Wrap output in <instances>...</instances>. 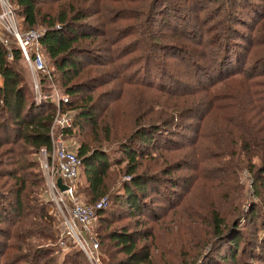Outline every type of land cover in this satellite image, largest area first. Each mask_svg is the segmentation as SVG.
<instances>
[{
  "label": "trees",
  "instance_id": "1",
  "mask_svg": "<svg viewBox=\"0 0 264 264\" xmlns=\"http://www.w3.org/2000/svg\"><path fill=\"white\" fill-rule=\"evenodd\" d=\"M254 1L8 0L21 32H43L40 44L49 76H40L43 99L36 104L16 40L8 36L9 51L0 42V264L86 260L75 248L58 261L63 240L57 244L54 216L42 200L44 178L34 160L41 149L51 148L56 112L51 81L68 97L63 113L74 114L72 126L59 132L67 139L78 129L84 138L76 155L87 203L120 184V192L110 195L111 203L97 213V236L108 264H152L149 248L141 245L150 235L146 221L171 215L185 203V194L192 195L189 185L194 181L158 169L164 155L183 145L169 139L178 129L192 135L185 142L193 151L199 140L204 143L210 137L206 159L212 165L202 170L198 163L186 164L188 171L199 174V181L221 188L246 169L257 200L244 213L243 200L225 192L221 201L235 199L232 224L228 227L213 206L207 220L215 241L210 245L208 238L197 237L193 242L198 258L182 264H196L201 257L198 264L238 262L239 229L256 228L264 217V7ZM93 66L110 70L91 77ZM142 87L174 103L156 102L161 108L153 116L146 105L148 93L138 92ZM123 97L134 102L132 112L114 122L109 113L119 110ZM211 120L217 122L207 135ZM103 140L111 147L103 146ZM172 169L178 173L183 167L176 163ZM154 196L163 202L158 208L150 204ZM125 219L128 222L112 228ZM248 243L242 255L251 254L263 264L259 250L264 252V238Z\"/></svg>",
  "mask_w": 264,
  "mask_h": 264
},
{
  "label": "rangeland",
  "instance_id": "2",
  "mask_svg": "<svg viewBox=\"0 0 264 264\" xmlns=\"http://www.w3.org/2000/svg\"><path fill=\"white\" fill-rule=\"evenodd\" d=\"M254 4L256 5V7H259V6L264 7V0H256L254 1ZM248 24H252L250 20L248 21ZM26 32L28 31H25L22 33H26ZM96 67L93 66L92 67L93 69L89 71V72H92L91 77H94L100 73L110 70L109 67H103V68H96ZM90 75L91 73L88 74V76ZM28 76H29V79H31L29 70H28ZM155 80L157 82L161 81V79H157V78ZM1 82L2 81L0 79V84ZM163 83L166 87L175 89L173 86H171V83L169 81H163ZM51 87L54 88V90H56L60 96H62L59 88L52 81H51ZM146 90L143 87L138 88L139 93L141 94H143L144 92L148 93L146 97L148 98L149 102H147L146 105L148 108H152L154 110L153 116H156L157 112H159L158 109L161 108V105L156 104V102L158 101L161 103L167 102L170 104L174 103L173 101L162 96L161 93L155 90H150V91H146ZM134 94L136 96L133 98L136 99L138 97L137 95L138 93H134ZM124 98L125 97H123L122 99L121 107L119 108V110L118 111L112 110V112L109 113V116L113 118L114 122H116L117 116H118V120L119 118L124 119L126 117V114H129L128 111L132 112L134 102L131 101V103H127L128 101L127 102L124 101ZM122 104H125V105L123 106ZM127 104L129 106H127ZM56 114L57 113L55 112V116ZM59 115L67 116V119L69 120L70 125L72 126V123H73L72 118L74 116L73 113L69 112L67 114H64L62 107H61ZM215 115L217 114L215 113ZM216 122L217 121L215 120L210 121V124L207 126V129H206L207 135L210 134V132L212 133L214 132L213 131L214 124ZM119 123L121 125V122ZM193 127L196 128L195 125ZM55 130H56V133H60L59 131L61 129L59 126H56ZM84 130H85L84 133H86L88 129L84 128ZM174 131H176L175 136L169 137V139L172 141L175 140L178 144L179 142L183 143V145H180V146L177 145V147L180 150H172L167 155H164L165 158H163V160L165 159V161L162 162V165L158 169L159 171H164L166 173L170 172V175L172 174L171 177L174 176L172 178L182 177L179 180L185 181L186 179L188 181L190 180L192 182L194 181L193 186L189 185L193 189L191 191L192 195L190 194L184 195L185 198H183L182 203L185 199L187 200L182 205V207L178 206L177 208H175V211H172L171 215L170 214L168 216L166 215V217H163L161 219H156V220L149 219L148 221H146L148 223V230H149L150 235L149 237H147L145 240L141 242V245L147 246L149 248L151 252V257H152V264H182L184 260L189 263L195 262V260L198 258L196 256L199 253L195 251V248H194L195 245H194L193 240L196 241L197 237L200 241L208 238L210 245L213 244V242L215 241V239L211 236V234L208 233L211 231L210 229H208L210 225H208V220H207L209 212L214 208L213 206L217 207L219 209L220 214L226 217L225 219L227 220L228 227H230V225L232 224L234 217L233 215H231L232 213L231 208L233 209L231 204L235 199L231 200L229 196L227 195L228 197H225L227 198V201L226 202L224 200L221 201L220 200L221 196L223 197L225 192L230 191L231 195L234 198H241V200H243L240 208H242V212L244 213H247L250 206L253 203L257 202L256 198H254V196L252 195L251 177L249 176V173L246 171V169H242L239 172L237 181H234L235 177H232L231 179H227L225 180L227 185H224L221 188L214 187L217 183L213 185H206V182L199 181L198 179L199 174L197 175L196 173H193L192 171H188L186 169L187 168L186 164L190 163L191 166H194L198 163L199 167H203L202 170L204 168H207L208 164L212 165V161L207 162L208 160L206 159L207 157L206 148L210 147V142H209L210 137L207 139V142L204 141V143H201V141L199 140L198 141L199 145H197L198 147H197V150H195L196 151L195 152L192 150L191 148L192 146L186 149L187 146L190 144H187L185 141H188L192 137V135L190 133L185 135L187 132L183 131L182 129H178ZM74 132H76V136H74L73 138L69 137L66 139L63 136L62 138H63V144L68 148V150L76 154V151L78 149V146L82 138L80 137L78 129H75ZM179 134L181 135L180 137H179ZM193 136L196 137L195 134H193ZM82 140H84V138ZM101 144L103 146L111 147V144H104V140L101 141ZM182 147H185V149H183ZM203 159H204V162L202 163L201 161ZM34 160L36 161V155L34 157ZM37 163L39 164V162ZM176 163L180 164L183 167L182 172L176 173L173 170L174 168L172 169V167ZM216 165L217 164H215L214 166ZM39 169L42 173V176L44 178V184H45L44 185L45 188H44L43 195H42V200L43 202L48 204L49 212L50 214L54 216V220H55L54 221V232L56 234L55 236L59 238V240L57 241V244L60 243L59 242L60 240L61 241L63 240V242L60 244L61 252L58 254V261L62 262L67 254L69 255V253L75 252L76 251L75 248H78L80 250V247L78 246L74 238H72L73 236L68 235L70 234V232L67 230V228L63 224L64 219H63L62 214H64V209H62L63 213H61L60 209L57 206H55V203L51 200L53 197H51V192L49 188L47 187V180H46L45 174L42 171V167L40 164H39ZM82 173L83 172L80 173V178H79V181L75 189L76 197H77V200H79L80 204L91 206L98 200L102 199L103 197L94 201L93 204L87 203L85 196L80 191L81 190L80 188L82 187L83 182H84ZM123 180L127 181L128 178L124 177ZM119 186L120 184L114 185L111 188L110 192L107 194V196H104L108 199L110 203H111L110 195L111 196L115 195L117 191L120 192L121 189L119 188ZM164 192L168 193V190ZM162 203L163 202L160 199L159 200L156 199L155 196L153 200L150 202V204H153V206H157L156 208H158V206H160ZM227 205H229V207H227ZM145 215L147 218H150L148 217V212H145ZM124 222H128V220L125 219L124 221H121L120 223L113 225L112 228L120 226ZM98 226H99V221H97V214H96V221L94 222V225L90 228V232H89V235L93 238L97 246V249L92 254H93L94 259L98 260V264H108L109 258L107 257V255H105L103 248H101L100 239L97 236V229L99 228ZM239 235L242 237V240L239 245V256H238V262H236V264H239V263L256 264L258 261H256V259L252 260V257H250L251 254H246L244 256L242 254L243 252H245L244 249H248L247 246L249 245V243L247 244V241L248 242L254 241V240L259 241L264 238V217L261 218L256 228L253 226L241 227L239 229ZM209 248L210 247H206L204 249V253H203L204 256L209 252ZM226 251L227 249L221 253H226ZM259 251L260 253L262 252V254L264 253L262 249H260ZM202 260H203L202 257L199 258L196 261V264L200 263V261ZM81 261L83 260L81 259ZM81 264H83V262ZM84 264H91V263L90 261L86 259ZM92 264H96V263L92 262ZM257 264H262V262L257 263Z\"/></svg>",
  "mask_w": 264,
  "mask_h": 264
},
{
  "label": "built area",
  "instance_id": "3",
  "mask_svg": "<svg viewBox=\"0 0 264 264\" xmlns=\"http://www.w3.org/2000/svg\"><path fill=\"white\" fill-rule=\"evenodd\" d=\"M19 23L8 0H0V42L9 51L8 36L16 40L30 71L34 101L36 104H40L43 99L40 76L45 74L49 76L40 44L43 32L30 30L22 33ZM56 28L59 29V25H56ZM52 92L57 114L50 128L51 148L49 150L41 149L36 154V161L39 162L45 174L47 187L53 197L51 200L61 213L64 209L63 224L70 232L68 235L73 236L72 238L91 264L92 262L98 264V260H95L92 254L97 246L89 232L96 221V214L106 209L109 201L103 197L93 205L87 206L80 204L77 200L75 189L80 176L81 160L74 152L68 150L63 144L62 134L56 133L55 130L56 126H59L61 130L71 126L67 116L59 115L61 107L68 103V98L60 96L54 88H52ZM57 180H61V184L66 190L59 189Z\"/></svg>",
  "mask_w": 264,
  "mask_h": 264
},
{
  "label": "water",
  "instance_id": "4",
  "mask_svg": "<svg viewBox=\"0 0 264 264\" xmlns=\"http://www.w3.org/2000/svg\"><path fill=\"white\" fill-rule=\"evenodd\" d=\"M57 185H58V187H59V189H60L61 191L66 190V188H65L64 186H62V184H61V180H57Z\"/></svg>",
  "mask_w": 264,
  "mask_h": 264
}]
</instances>
